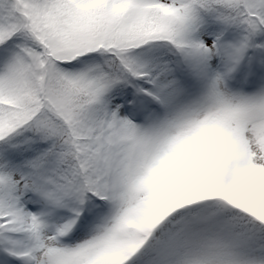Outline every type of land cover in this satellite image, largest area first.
Here are the masks:
<instances>
[{"label":"snow or ice","instance_id":"snow-or-ice-1","mask_svg":"<svg viewBox=\"0 0 264 264\" xmlns=\"http://www.w3.org/2000/svg\"><path fill=\"white\" fill-rule=\"evenodd\" d=\"M0 264H264V0H0Z\"/></svg>","mask_w":264,"mask_h":264}]
</instances>
